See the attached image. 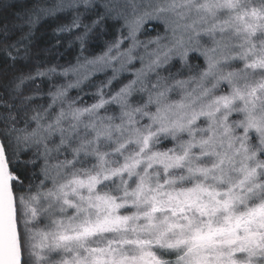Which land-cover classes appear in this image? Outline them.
Instances as JSON below:
<instances>
[{
    "label": "clouds",
    "instance_id": "9594fccd",
    "mask_svg": "<svg viewBox=\"0 0 264 264\" xmlns=\"http://www.w3.org/2000/svg\"><path fill=\"white\" fill-rule=\"evenodd\" d=\"M61 2L119 26L0 92L11 264H264V0Z\"/></svg>",
    "mask_w": 264,
    "mask_h": 264
},
{
    "label": "trees",
    "instance_id": "16d2710c",
    "mask_svg": "<svg viewBox=\"0 0 264 264\" xmlns=\"http://www.w3.org/2000/svg\"><path fill=\"white\" fill-rule=\"evenodd\" d=\"M78 20L81 26L75 27ZM94 21L99 23L87 38L90 52L101 50V37L110 39L119 26L100 2L88 7L61 0H0V92L16 77L34 73L38 62H74L79 54L75 37ZM61 28L67 31H57ZM42 81L37 78L36 83Z\"/></svg>",
    "mask_w": 264,
    "mask_h": 264
},
{
    "label": "snow or ice",
    "instance_id": "6c2138e0",
    "mask_svg": "<svg viewBox=\"0 0 264 264\" xmlns=\"http://www.w3.org/2000/svg\"><path fill=\"white\" fill-rule=\"evenodd\" d=\"M6 172V168H5ZM0 251H3L9 260V264H11V261L13 259V253L11 250V237L10 234H6L2 240H0Z\"/></svg>",
    "mask_w": 264,
    "mask_h": 264
}]
</instances>
